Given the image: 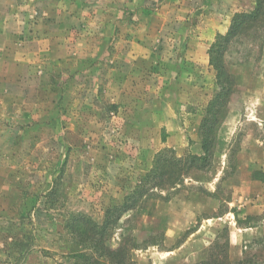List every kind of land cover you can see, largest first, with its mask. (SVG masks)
<instances>
[{"label": "rangeland", "instance_id": "374dc122", "mask_svg": "<svg viewBox=\"0 0 264 264\" xmlns=\"http://www.w3.org/2000/svg\"><path fill=\"white\" fill-rule=\"evenodd\" d=\"M253 7L0 0V264H82L76 221L101 224L161 159L202 154L210 47ZM222 59L232 89L209 166L147 185L109 233L132 264L264 261V7Z\"/></svg>", "mask_w": 264, "mask_h": 264}, {"label": "trees", "instance_id": "16d2710c", "mask_svg": "<svg viewBox=\"0 0 264 264\" xmlns=\"http://www.w3.org/2000/svg\"><path fill=\"white\" fill-rule=\"evenodd\" d=\"M254 7L247 13L235 14L231 19L230 26L224 36H219L217 41L210 47V65L215 72V82L217 85V93L208 104L205 119L201 125V155H189L179 159L164 161L161 159L158 162L157 168L152 169L149 175L147 174L142 180V184L131 194L133 198L129 203H123L119 206L107 208L104 212V219L101 224H96L82 218L81 221H76L72 226L70 234L74 246V256L81 260L82 264H132L129 252V242L125 238L119 243L117 248L108 246V237L111 230L120 221L122 216L134 210L136 203L146 194L148 186L158 188L162 186L164 177L171 181V185L181 173L188 174L192 169L196 171H205L210 164L212 158V146L215 140V130L219 123L218 115L224 109L228 96L231 93L230 76L223 65V55L227 46L240 31L248 24L257 22L259 15L263 11L264 0H252ZM157 160V159H156ZM182 164V165H180ZM179 180H177L178 182ZM151 184V185H149ZM130 195V196H131ZM129 196V197H130ZM131 198V197H130ZM129 199V198H128ZM77 217H80L78 215ZM128 238V237H127ZM130 241V240H129ZM78 248V250H77ZM87 249L89 253H77ZM132 249V248H131ZM243 264H264L247 262Z\"/></svg>", "mask_w": 264, "mask_h": 264}, {"label": "crops", "instance_id": "0c3cea01", "mask_svg": "<svg viewBox=\"0 0 264 264\" xmlns=\"http://www.w3.org/2000/svg\"><path fill=\"white\" fill-rule=\"evenodd\" d=\"M229 22H230V20H229ZM228 26H229V24L227 25V29H226V30H228ZM217 30H218L217 27H215V29H213V31H212V32L214 33L215 37H216V34H219V33H217V32H218ZM220 34H222V33H220ZM214 35H213V36H214ZM210 44H211V43H210ZM210 44H209V45H210ZM209 45H207L205 48L208 49V48H209Z\"/></svg>", "mask_w": 264, "mask_h": 264}]
</instances>
